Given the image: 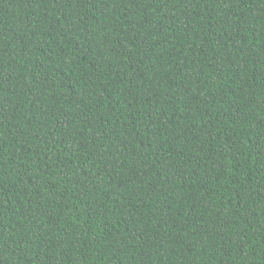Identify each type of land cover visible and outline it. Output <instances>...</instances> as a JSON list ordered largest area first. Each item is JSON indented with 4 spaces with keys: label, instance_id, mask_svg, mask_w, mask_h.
<instances>
[{
    "label": "trees",
    "instance_id": "1",
    "mask_svg": "<svg viewBox=\"0 0 264 264\" xmlns=\"http://www.w3.org/2000/svg\"><path fill=\"white\" fill-rule=\"evenodd\" d=\"M0 264H264V0H0Z\"/></svg>",
    "mask_w": 264,
    "mask_h": 264
}]
</instances>
